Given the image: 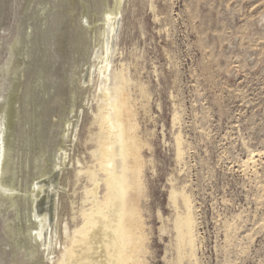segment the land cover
Returning a JSON list of instances; mask_svg holds the SVG:
<instances>
[{
    "label": "rangeland",
    "instance_id": "obj_1",
    "mask_svg": "<svg viewBox=\"0 0 264 264\" xmlns=\"http://www.w3.org/2000/svg\"><path fill=\"white\" fill-rule=\"evenodd\" d=\"M107 74L138 171L127 264H264V0H0V264H58L85 189L105 200ZM55 177L46 237L34 200Z\"/></svg>",
    "mask_w": 264,
    "mask_h": 264
},
{
    "label": "bare ground",
    "instance_id": "obj_2",
    "mask_svg": "<svg viewBox=\"0 0 264 264\" xmlns=\"http://www.w3.org/2000/svg\"><path fill=\"white\" fill-rule=\"evenodd\" d=\"M108 15H110L108 17H111L109 21L112 22L106 24V29H111L113 37L118 23L115 14L110 13ZM105 37L111 41L109 48V54H111L113 39L109 38L108 33L105 34ZM107 80L108 82L102 86V99L107 101L109 106L105 105L104 116L103 114L98 115L103 119L101 130L106 131L107 135L105 133L106 136L101 137L103 139L100 136L98 137L99 141H104H100L101 144L97 150L99 165L104 171L103 174H105L103 175L105 176L103 182L106 188V198L101 203L96 197L95 194L98 188L97 183L94 182L96 175L90 171L88 178L95 183L91 189H85L86 196H93L90 200H87L90 202V208L87 213H82L81 211L83 224L80 229L73 232L69 239L70 244L63 250L62 259L58 264H127L130 259L128 252L131 243L130 230L132 229V221L130 222L129 218L132 209L127 206L126 202L130 187L136 183V178L131 182L129 175H135L138 171L136 167L133 170L130 168L129 162L132 159V155L125 150L127 147V130L123 121V114L127 113V111L126 113L124 111V107L127 105L123 104L124 93L120 94L122 97L120 101L116 102V98L119 96L124 83L119 82V79L116 81V78H113V82H111L112 77L109 74H107ZM119 83L123 84L122 87H120ZM126 99L128 98L126 97ZM124 103L126 102L124 101ZM5 150L0 143V173L6 161ZM55 180L56 177L48 178L45 183L43 182L37 188L39 195L34 200L36 225L40 230V235L43 233L46 237L51 235V229L54 227V215L52 213H54L55 206H57L55 198L58 194L55 189ZM44 187L48 188V194L46 191L43 193ZM5 189L7 188H2V190ZM170 198L175 199V194L172 193ZM182 202L185 207V213L182 217H178L175 220L174 228L179 249H181V244H183V247H188L192 250V221L189 203L184 196ZM178 257L179 259L182 258V256Z\"/></svg>",
    "mask_w": 264,
    "mask_h": 264
}]
</instances>
